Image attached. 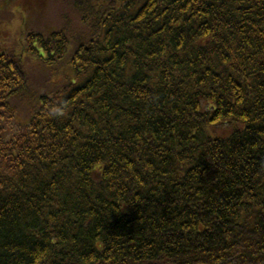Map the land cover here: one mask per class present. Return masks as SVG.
Returning a JSON list of instances; mask_svg holds the SVG:
<instances>
[{
    "label": "trees",
    "instance_id": "16d2710c",
    "mask_svg": "<svg viewBox=\"0 0 264 264\" xmlns=\"http://www.w3.org/2000/svg\"><path fill=\"white\" fill-rule=\"evenodd\" d=\"M0 0V264H264V0Z\"/></svg>",
    "mask_w": 264,
    "mask_h": 264
},
{
    "label": "rangeland",
    "instance_id": "374dc122",
    "mask_svg": "<svg viewBox=\"0 0 264 264\" xmlns=\"http://www.w3.org/2000/svg\"><path fill=\"white\" fill-rule=\"evenodd\" d=\"M32 1V4L34 5V6H32V7H36V8H38L36 5H37V3H39L41 0H31ZM43 1V0H42ZM51 5H53V0H44V5L43 6H51Z\"/></svg>",
    "mask_w": 264,
    "mask_h": 264
}]
</instances>
